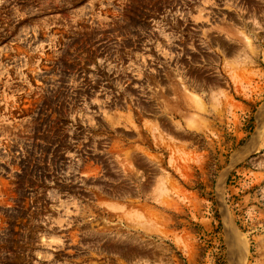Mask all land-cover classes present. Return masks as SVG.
I'll return each instance as SVG.
<instances>
[{"label":"rangeland","instance_id":"obj_1","mask_svg":"<svg viewBox=\"0 0 264 264\" xmlns=\"http://www.w3.org/2000/svg\"><path fill=\"white\" fill-rule=\"evenodd\" d=\"M0 264H264V0H0Z\"/></svg>","mask_w":264,"mask_h":264}]
</instances>
